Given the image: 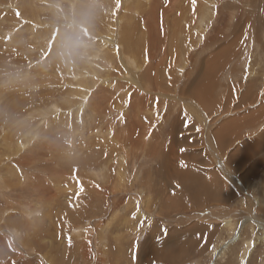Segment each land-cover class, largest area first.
Listing matches in <instances>:
<instances>
[{
    "label": "rangeland",
    "instance_id": "rangeland-1",
    "mask_svg": "<svg viewBox=\"0 0 264 264\" xmlns=\"http://www.w3.org/2000/svg\"><path fill=\"white\" fill-rule=\"evenodd\" d=\"M96 1L0 0V264H264L263 231L239 218L231 227L221 220L255 214L264 228V3L224 0L230 18L216 11L205 23L207 8L198 16L169 13L164 52L151 60L157 49L149 45L142 22L137 18L132 28L121 1L119 9L117 0ZM201 1L215 7L220 0ZM242 7L246 15L238 21ZM247 7L258 15L253 20ZM247 17L236 56L209 71L219 84L214 92L219 104L214 99L206 110L191 88L234 39L232 25L241 29L238 23ZM161 18L159 12L162 24ZM230 21L220 34V24ZM119 33L126 46L118 63L134 57L140 67L147 60L150 79L144 84L167 94L155 90L144 110L135 100L133 114L141 125L134 138L122 134L120 142L108 143L99 137L112 128L113 111L110 119L102 114L91 119L72 91L78 78L93 81L95 71L98 78L121 82L96 47L106 46L102 41L108 37L115 48ZM229 86L232 106L225 100ZM118 97L114 111L126 114L129 105ZM197 107L210 115L208 133L193 116L202 118ZM78 114L79 121H69ZM90 120H96L92 127ZM97 126L102 131L92 134ZM125 127L118 123L115 129ZM219 129L237 138L215 148ZM33 139L24 153L30 154L24 156L35 176L27 185L23 174L6 171L10 153L4 148L10 142L16 151L19 142ZM123 172L124 178L118 175ZM36 179L50 190H36ZM159 246L163 251L157 252Z\"/></svg>",
    "mask_w": 264,
    "mask_h": 264
},
{
    "label": "bare ground",
    "instance_id": "bare-ground-1",
    "mask_svg": "<svg viewBox=\"0 0 264 264\" xmlns=\"http://www.w3.org/2000/svg\"><path fill=\"white\" fill-rule=\"evenodd\" d=\"M40 1H43V0H40ZM93 1H95V0H93ZM102 1H100L98 3L101 4ZM120 1L122 4H124V7L126 8V11H127V13H124L123 18L125 20L129 21L128 23L133 25L132 28H134V26L137 25L136 21L139 19V21L142 22L144 29L148 33L147 38H148L149 45H154L155 48L157 49V52H153V54L151 56V60L155 59L157 56L159 57L161 55V53L164 52L162 49V45H163V41L166 40V37L168 36L167 32L169 31V27L167 25H165V23H166L165 21L168 18L169 13H174V12H178L180 10H183L181 15H183L184 13H187V14H190L189 16H198L200 14H204L203 8H207V11L205 13V19H204L203 23H205L208 19H210L216 13V11L219 14H221V12H222V14H224L226 16V18H230L229 12H227L228 14H226L225 11L223 10V8H225V6H226L225 4H223L224 0H220L219 4L215 7L213 6L214 5L212 3L213 1L211 2L213 4L212 5L209 2L203 3L201 0H180V1L179 0H120ZM251 1H253V4H256V2L257 3H264V0H251ZM104 2L106 4V0ZM244 2H245V0L243 1V3ZM81 5H83V4H81ZM102 5H103V2H102ZM68 6L69 7L71 6V1L68 2ZM97 6H98V4H97ZM79 7L82 8L80 5H79ZM90 7H91V5H90ZM144 7L150 8V11H149V9L147 11H145L143 9ZM209 7H212V9H209ZM73 8H75V6ZM102 8H103V6H102ZM161 8H162V10H161ZM247 8L249 10V18L251 20H253L254 17L258 16L257 13H255V12H254L255 14H253L251 7H247ZM225 9H227V8H225ZM159 12L162 13V18H161L162 24L159 21ZM262 13H264V10H262ZM125 14H130V16H126ZM241 14L246 15L244 7H242L237 12L236 18L238 21H241ZM181 15L177 16V20L179 19V17H181ZM189 16H186L185 20L186 19L188 20ZM259 16L261 17L262 15L259 14ZM130 21H132V22H130ZM139 21H138V23H139ZM221 21H227V20L223 17L221 19ZM248 21H249V19L247 17V21L245 24H242V22L238 23V25L241 26V29H238L236 27V25L235 26L232 25V27L230 29L234 32L233 33L234 39L232 41L228 42L223 47H221V50L218 53H216V55L214 56L213 61H211L207 64L203 74L201 75V77H198L199 79L196 81L195 85L191 88V89H193V93H194L195 97L199 99L200 104L206 110H210L212 108L214 99L216 100L215 103L219 104V100L216 98L215 93H214L219 84L217 81L211 79V74L209 73V71L214 64H216L220 61H223V60L231 61L236 56V51L238 50V48L240 47V45L242 43V40H241V35L243 34L242 32L245 30V28H247L249 26L250 22H248ZM174 23H176V24L173 26V29H175V31H177V29H180V25H178L177 21H175ZM203 23H202L201 27L203 26ZM260 23H262L264 25V22H260ZM211 24H212V21L210 20L209 26ZM230 24H232L231 21L227 22V23L220 24V30L218 29L220 31L219 33L222 34L224 32V30ZM121 25L122 24H118V26H116L117 30L122 28ZM78 26H79V24H78ZM187 27L190 28V25H187L186 28ZM182 29H184V28H182ZM257 29H260V27L257 26ZM227 35H229V34H227ZM99 38H101V37H99ZM104 38H105V40L102 41V43L107 44V45L102 46L101 44H97V46H96L97 49H100L99 50L100 52L98 54L99 55L105 54L104 58H103V62L105 61L104 64H106V66L111 65L112 72L115 71V75H118V77L120 75V81L121 82L119 83V80H118L119 78H115V80L112 79V77L98 78L99 72L95 71L92 75V78H91V79H93V81H91V82L84 81L83 79L78 78L79 84L75 85V89H73L72 94H73L74 99H77V97H78L77 100L79 101V104H78L79 107L83 106V107H81L82 111L85 112V110H86L85 113L88 114V116L91 119H93L92 116L95 119H97L98 118L97 115H100V114H102L105 117L108 116V119H110V114H111L110 111H113L112 116L114 117V119L111 122L112 128H107L104 132V131H102V129L99 126H97L95 131H92L93 132L92 134H98V132L101 130L102 131V132L100 131L101 136L99 137L101 139V141L109 143L110 140H114V142L116 141V143H117V142H120V140L122 139V134L124 136H128L129 139H133L135 136L134 131L137 129L138 125H141V123L139 122V118H137V116L135 114H133L134 107H135L134 101L137 100L138 101L137 105L141 106V109L144 110V109L148 108V101H149V96L151 93H154L155 90L161 91L160 93H162L164 91H162L160 87L144 84V81L146 79H150L149 67L147 66L148 63L146 62L147 60L145 62H142V66H140V67H139V64L141 62L139 61L137 64L136 59L134 57L132 59H128V58L124 57V60L121 59L122 65H120V63H118L119 59H120V56H119L121 53L120 51H125V46H126L125 40H124V38H122V35L120 33H119V40L120 41L117 42L115 39V42H117L115 45V48H113V47L110 48V45L113 43L114 40L112 41V39L110 38L111 39V42H110V39L108 37H104ZM200 38H201V36H200ZM229 39L231 40L232 38L230 37V38H228V40ZM86 46H87V44L85 43L84 44L85 49L87 48ZM103 48H105V49H103ZM148 58H149V56H148ZM126 75H127V77H126ZM125 77L127 79V83L122 80V78H125ZM164 93H166V92H164ZM114 95H115V98L113 97ZM117 95L118 96L121 95L122 96L121 98H123L122 101H125L129 105V112L127 111L126 114H123L122 111H120V112L114 111L115 110L114 109L115 104L118 105V102H119V97ZM159 95H161V94H159ZM247 96H250V93H248ZM166 98L167 99H165L166 100L165 102L172 101V99H170V97H166ZM225 100H226V103L228 105H231L230 102L232 100L234 101V96L230 91V86L225 91ZM182 101H185V100L182 99ZM185 108H187V107H185ZM197 109H198V107H197ZM193 111H195V110H193ZM198 111L201 113L202 118L200 119L196 114L193 116L196 118V120L198 122H200V124L204 123L205 131L208 133L209 126H210L208 117L210 115H207V114L204 115V113L201 112L199 109H198ZM78 113L81 114L80 109L78 110ZM190 113H192V112H190ZM79 114L76 115L71 120H69V117H68L67 120L79 121V119H80L79 117L81 116ZM95 121L90 120L89 124L91 125V123L92 122L95 123ZM85 122L87 123V121H85ZM105 122H106V124H108V121L105 120ZM94 123L92 125H94ZM118 123H121L124 126H126L125 128H123L119 131V132H121V135L115 129V126ZM100 124L102 126H104L101 121H100ZM92 125H91V127H92ZM85 127H86V125H85ZM141 128L144 130L143 126ZM86 130H88V128L85 129L83 127V131L85 132ZM112 130H114L113 131L114 133L112 132L113 134H111ZM234 134H235V132L232 130H226L225 133L223 134L222 129H219L215 133V137H214V139L216 140V142L218 144L217 147H215V148H218V147L224 148L227 145H229V143L234 142L235 138H237V137L233 136ZM35 135H33V136H35ZM101 137H103V138H101ZM34 138H36V137H34ZM260 138L264 139V136H262ZM214 139L212 137H210L211 144H212ZM253 140L255 141V139H253ZM33 142H34V139L27 141V142H25V141L19 142L16 145L17 153H16L15 149H13V147L11 146L10 142H9V145H6V148H4V151L6 153L7 152L10 153V154H7L6 156L4 155L5 158L8 159L7 161H9V165L6 168V171L8 172V174L12 175L13 177L18 176V172L21 173L20 176H22V174H23L22 179H23L24 184L29 183L33 179V177H35L34 174H31L32 172L30 173L28 171V170H30V169H28L30 166V164H29L30 162L27 161L28 158H26L25 156L28 157V155H30V154H26V155L24 154L30 148V146L27 144L28 143L32 144ZM112 142L110 144H112ZM95 144H98V143H95ZM101 145H102V143H101ZM28 146H29V148H28ZM105 147H107V145H105ZM130 148L133 150L132 146ZM207 148H209V147L207 146ZM210 148H211V146H210ZM121 151H123V150H121ZM124 151H126V150H124ZM128 153L131 154L130 152H128ZM123 154L125 155L124 152H123ZM128 159H129V157H127L125 159V161ZM234 167L236 168L235 165H234ZM23 171H25V173ZM30 171H32V170H30ZM61 171L63 172V170H61ZM225 172H228V171L226 170V171H224V173ZM118 175L122 178H124L126 176L125 172H123L122 174L119 173ZM2 178H3V176H2ZM195 180L200 185L202 184L201 182H199L198 177H195ZM33 181L34 180H32V182ZM1 182H2V179H1ZM35 182H36V186H37V188H35L36 190H40L41 192H44V193H46L50 190V188L48 186L45 187L43 180L36 179ZM182 186H183V189H188L187 184H183ZM124 192H125V194L127 193L126 191H124ZM121 194H122V192H121ZM128 194H129V192H128ZM193 194H194V192H191V197H193ZM51 197H53L52 194L50 195V198ZM193 198H196V197H193ZM229 216L222 217V218L220 217L221 220L223 221V223L228 227H231L233 225L235 218H239V220L241 222H242V220H244L243 221L244 223H247V222L255 223L259 227V229H261L264 233L263 225L257 219L255 214H253V216H252L249 214L239 213V214H236L235 215L236 217L234 216L233 219H231ZM241 222L239 223V225H241L240 228H242L243 224H244V223L242 224ZM236 238H237L236 240H239L238 237H236ZM262 240H264V237H262ZM185 242L186 241H184V243ZM166 246L164 248H166ZM161 248H162V246H159L157 249V252L163 251V249H161ZM154 252H155V250H154ZM173 252L174 251H171L167 254V255L171 254L169 256V258L171 259L172 262L174 259V254H172ZM160 260H162V259H160ZM173 263H175V262H173Z\"/></svg>",
    "mask_w": 264,
    "mask_h": 264
},
{
    "label": "snow or ice",
    "instance_id": "snow-or-ice-1",
    "mask_svg": "<svg viewBox=\"0 0 264 264\" xmlns=\"http://www.w3.org/2000/svg\"><path fill=\"white\" fill-rule=\"evenodd\" d=\"M120 7V0H117V9ZM166 232V229L164 230Z\"/></svg>",
    "mask_w": 264,
    "mask_h": 264
}]
</instances>
